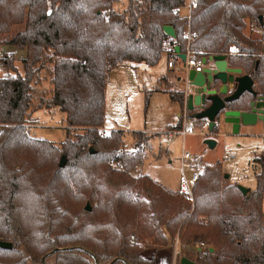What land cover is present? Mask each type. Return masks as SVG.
<instances>
[{
  "label": "trees",
  "instance_id": "obj_1",
  "mask_svg": "<svg viewBox=\"0 0 264 264\" xmlns=\"http://www.w3.org/2000/svg\"><path fill=\"white\" fill-rule=\"evenodd\" d=\"M118 2L0 0V43L24 51V73L5 58L0 78V240L12 244L0 247V264H169L157 253H168L176 236L181 257L199 264H264L263 160L255 158L261 172L253 191L242 194L215 161L188 196L132 174L156 134L101 132L108 71L124 62L156 65L165 39L184 50L187 25L196 33L192 48L226 55L264 97V0H196L189 18L173 12L185 0ZM247 21L260 37L246 34ZM163 25L174 28V39ZM232 47L237 54L228 55ZM41 68L52 85L41 104L64 114L59 145L28 128ZM163 91L183 107V92ZM143 92L147 104L151 91ZM127 134L132 149L124 147ZM200 241L213 251L192 252Z\"/></svg>",
  "mask_w": 264,
  "mask_h": 264
},
{
  "label": "rangeland",
  "instance_id": "obj_2",
  "mask_svg": "<svg viewBox=\"0 0 264 264\" xmlns=\"http://www.w3.org/2000/svg\"><path fill=\"white\" fill-rule=\"evenodd\" d=\"M179 12L180 14H187L184 7ZM177 16L181 17L180 15ZM249 33L254 38L259 37L256 30L255 32L250 30ZM249 33L247 32V34ZM23 57L24 51L19 50L15 46L0 43V73L7 74L3 63V59L6 58L13 64L18 73L23 74V64L21 63ZM121 66H125L121 67L122 69L127 68L126 65ZM166 71V56L163 54L162 59L153 69L144 71L142 66L137 67L140 89L133 84L131 89H124L123 92H120L115 83H111L108 90L107 109L105 105V120L103 124L105 131L101 129V132L107 134L106 130L108 129L121 128L125 131L144 130L149 134H156L149 140L148 148L145 149V158L141 168L145 174L158 182H160L159 178L164 179V182L171 188L178 186V180L183 173L189 174L191 172L189 168L182 166V154L188 151L194 157V164H196L199 174L205 165L220 161L223 172L225 171L226 174H229L230 180L233 183L255 189L257 184L255 175L261 172V164L255 158L262 160L260 155L264 147L262 137L264 132L263 125L257 123L241 126V130L233 133L232 127L229 124L220 122L217 125V132L213 134L196 121V134L184 137L180 134H175L167 140V132L173 133L174 131L171 130V127L166 128V125L167 123L175 122V109L173 110V105H169L170 97L167 94L157 93L153 98L149 97L148 103L145 104V93L141 91V89L147 90L152 88L155 78ZM181 75H184V72ZM38 76L40 82L35 86L37 93L33 96L32 108L36 106L39 109L35 110L36 116L33 115L34 119L28 124V128L30 133L35 137L47 139L59 145L65 138L63 130L65 124L64 114L57 108H46L45 105L41 104L40 95L43 94L44 99L48 97V92L52 88V85L48 69H39ZM160 88L170 89V85L168 83L160 84ZM248 97L249 95L245 94L243 99ZM181 113H184V108H182ZM177 124L176 127L173 126V129L181 128V118ZM206 139H212L218 143L216 146L210 148L205 143ZM133 141V138L129 134L125 135L123 138L124 147L132 149ZM165 144H167L170 150L169 155ZM158 156L160 158L157 159L156 157ZM132 174L134 176L143 175L140 174V167ZM262 204L264 210V196ZM177 238L179 239L177 236L174 238L169 249L173 257L172 264L174 256L175 264H179L183 249L180 239L176 243ZM195 246L190 248L194 253ZM48 264H55V260L53 258L49 259Z\"/></svg>",
  "mask_w": 264,
  "mask_h": 264
},
{
  "label": "water",
  "instance_id": "obj_3",
  "mask_svg": "<svg viewBox=\"0 0 264 264\" xmlns=\"http://www.w3.org/2000/svg\"><path fill=\"white\" fill-rule=\"evenodd\" d=\"M163 32L170 38H175V31L171 25H163ZM174 51L184 60L185 54L180 52L178 45ZM204 68L198 72L189 69L186 81V111L189 117L196 120H206L207 130L212 132L222 122L231 125L233 133H237L241 126L256 124L264 119V97L254 89V80L242 73L238 67L228 66L227 57L224 54L210 55L202 59ZM247 94L248 98L243 99ZM197 110L196 112H194ZM205 143L214 147L215 141L206 139ZM89 151L94 152L93 148ZM66 156L63 154L59 160V166L63 167ZM242 194L248 192V188L238 185ZM90 210V204L85 206ZM0 247L11 248L10 242L0 240ZM212 252L213 248L209 247ZM179 264H199L185 256L179 259Z\"/></svg>",
  "mask_w": 264,
  "mask_h": 264
},
{
  "label": "crops",
  "instance_id": "obj_4",
  "mask_svg": "<svg viewBox=\"0 0 264 264\" xmlns=\"http://www.w3.org/2000/svg\"><path fill=\"white\" fill-rule=\"evenodd\" d=\"M126 3H127V0H119V2L117 4V6H118L117 8H123L126 5ZM183 7L186 9L187 14H180V12H179V15L181 17H183V18H187L189 11H188V9L185 6H183ZM183 7H180V9L183 8ZM254 25H256L254 21H249L248 22V25L245 28V32L247 34V32L249 33L250 30H253L254 32L256 30L257 31V35H259V37H260L261 34H262V30L257 25L256 26H254ZM185 30H186V27L184 28V31ZM233 48L234 47H232L231 50ZM163 54H165V56H166V68H167V71L164 74H161L158 77H156L155 78V82L152 85V88H149L147 90H150L151 91L150 98H153L154 95H156L157 93L167 94L166 92L163 91L162 88H160V84L168 83L170 85V89L171 90L173 89L174 91L175 90L176 91H181L184 94V105H183V107H181L177 102H175L173 100H169V105H173V110L175 109V122L174 123L173 122H170V123H167V125H166L167 126L166 128L171 127V130L175 132V133L173 132L174 133L173 134V133H170L167 130L168 132H167V135L166 136H167V140H169L173 135L179 134V130L183 127V123H186L187 124L190 119L192 120V118L189 117V114H190L189 112H186V118H187L186 120H183L182 119V113H181L182 108L186 109V103H185V98H186L185 90H186V86L185 85H186V81H187V72L189 71V69L186 70V69L180 68V67H178V68H168L167 67V61L169 59L168 53L164 51V53H162V55ZM235 54H237V53H235ZM162 55H161L160 60L162 59ZM228 55H232V54H228ZM159 61H158V63H159ZM227 61H228V66H230V67H238V68H240L242 70V73H245V70H244V68L242 66H235V65L230 64L228 58H227ZM121 65H126L127 68L126 69H122L121 67H125V66H121ZM156 65H154V66H148L144 62H140V63L124 62V63H120V64H117L116 66L112 67L108 71L107 77H106V109H107V106H108V90H109V85L111 83L114 82L115 83V86L117 87V89L120 92H123L124 89H131L133 84H135L137 86V88L140 89V85H139V82H138V80H139V74L137 72V67L138 66H142L143 69H144V71H146L147 69H153ZM182 72H184V75H181ZM253 87H254V89L258 93L260 92V90L258 88V85H257V82L255 80H254ZM141 91H143V89H141ZM196 111L197 110H195L194 112H196ZM33 115L36 116V111L33 112L32 117H33ZM180 118H181V121H182L181 128L180 129H177V128L173 129L174 128L173 126H175L177 123L180 122ZM194 121H197L198 124H200V122H201L200 120H196V119H194ZM257 123H259L260 125H263V129H264V119L261 120V121H257L256 124ZM240 128H239V130H241ZM101 129L103 131H105V128L104 127H101ZM110 130H112V129H108V130H106V132L108 133ZM142 131H144V130H142ZM194 134H196V133H194ZM194 134H189V135H194ZM262 137H263V144H264V132L262 134ZM217 143L218 142L215 141V145L214 146H216ZM165 145H166V147H167V149L169 151L168 152V155H169L170 150H169L167 144H165ZM263 148H262V150H263ZM260 158H261V156H260ZM143 161H142V163H143ZM150 162H152V161H150ZM142 163H141V165H142ZM141 165L139 166L140 167V174H145L144 171H142ZM224 173H225V171H224ZM226 175L228 176L229 181L233 183V181L230 180L229 174H226ZM159 180H160L159 183H161L165 187H167V188H169L171 190H176L177 186H176V188H171V187H169L164 182V179L159 178ZM246 188H248V190H250V191H253L254 190V189H251L249 187H246ZM262 209H263V204H262ZM196 249H197V247H195V250ZM157 257H159V259L161 258V259L168 260L169 261V264H172L171 262H172V258L173 257H172L171 250L168 253H164V252H162L161 254L157 253ZM173 264H175V256H174V259H173Z\"/></svg>",
  "mask_w": 264,
  "mask_h": 264
},
{
  "label": "built area",
  "instance_id": "obj_5",
  "mask_svg": "<svg viewBox=\"0 0 264 264\" xmlns=\"http://www.w3.org/2000/svg\"><path fill=\"white\" fill-rule=\"evenodd\" d=\"M195 2H196V0H185L183 6H185L189 11L187 18L190 17L191 11L195 6ZM183 6H180V7H183ZM180 7L174 9L173 12L175 14L179 15ZM263 18H264V14H263ZM254 26H256V25H254ZM195 34H196L195 31H192L190 29V26L187 25L186 30H185V34H184L186 46H185L184 50H180V52L185 54L184 60H182L173 49L175 45H178V43L172 44L168 39H165L162 41V48L165 50V52L168 53V56H169V59L167 61V67L168 68L180 67V68H184L186 70L193 69V70L198 71V72H200L204 68L205 65L203 64L202 59H203V57L207 58L208 55L204 56V55H202L201 51L196 50L190 46V42L193 39V37H195ZM237 50H238L237 47H234L229 52V54H233V53L235 54V53H237ZM5 76H6L5 73H2V74L0 73V78H3ZM186 112H187L186 109H184V113H182V119L183 120L187 119L186 118ZM200 121H201L200 125L207 128V121L206 120H200ZM194 133H197L196 121H194V119H192V120L190 119L187 124L183 123V127L179 130V134L182 136L194 134ZM260 156H261V159L264 160V148L261 151ZM194 163H195L194 157H192V155L188 151H185L182 154V166L189 168L191 170V172L189 174L183 173L181 175L179 182H178V186L176 188V190L180 194L191 196L192 187L198 181L199 173L197 171L196 164H194ZM130 238H131V240H133L132 235ZM178 242H179V239L177 238L176 243H178ZM196 247H197L196 251L202 256L205 255L207 253V251H209L208 244H206L202 241L198 242L196 244ZM175 254H176V252H175Z\"/></svg>",
  "mask_w": 264,
  "mask_h": 264
},
{
  "label": "flooded vegetation",
  "instance_id": "obj_6",
  "mask_svg": "<svg viewBox=\"0 0 264 264\" xmlns=\"http://www.w3.org/2000/svg\"><path fill=\"white\" fill-rule=\"evenodd\" d=\"M259 94V93H258Z\"/></svg>",
  "mask_w": 264,
  "mask_h": 264
}]
</instances>
